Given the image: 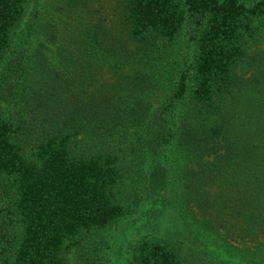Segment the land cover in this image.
<instances>
[{
  "label": "trees",
  "instance_id": "1",
  "mask_svg": "<svg viewBox=\"0 0 264 264\" xmlns=\"http://www.w3.org/2000/svg\"><path fill=\"white\" fill-rule=\"evenodd\" d=\"M66 4L40 23L50 30L53 65L41 48L25 51L41 17L36 0H0V69L19 66L13 82L0 79L19 104L11 111L10 92L0 98V185L10 199L0 211L17 225L11 243L0 245V264H70L84 238L112 228L141 200L153 141L174 142L187 157L181 216L222 244L218 229L230 227L209 210L208 186L229 172L252 186L231 203L242 217L229 224L240 237L264 236V102L248 94L264 87V52L248 54L264 26V0ZM125 264L199 263L177 240L148 233Z\"/></svg>",
  "mask_w": 264,
  "mask_h": 264
},
{
  "label": "rangeland",
  "instance_id": "2",
  "mask_svg": "<svg viewBox=\"0 0 264 264\" xmlns=\"http://www.w3.org/2000/svg\"><path fill=\"white\" fill-rule=\"evenodd\" d=\"M67 1L36 0L41 17L34 24V32L25 47L27 53L41 48L48 58V62L57 65V58L53 52L55 47L52 42L47 41L50 30L45 31L42 28L43 24L40 23L49 21L54 14L60 15V8H67ZM79 7L81 6L78 5V9ZM33 19L31 13L26 15L22 22V32L30 26ZM53 24L50 22L51 26ZM248 42L249 55L264 52V26L258 31L257 37ZM18 69L19 66L15 62L11 66H3L0 69V79L2 75L13 82L16 78L13 72ZM252 70H254L253 67L244 75H249ZM261 90H264V87L248 92L256 99V101L252 100L254 103L264 102V91ZM9 92V102L11 101L9 109L13 111L19 107V104L16 101L13 103L15 99L10 96L11 87L7 92V85H2L0 80V98ZM160 111L159 102L154 100L152 129L156 138L163 129L161 128ZM255 157H262V155L258 152ZM250 158L252 157L248 155L244 162L249 161ZM186 159L184 152L179 150L174 142L158 145L156 141H153L147 145L143 165L146 177L145 185L143 182H141L143 185L140 184L144 191L141 200L123 220L112 228L95 231L90 239L84 238L83 247L78 252L68 255L70 264H125L137 240L148 233L177 240L186 253H190L199 264H263L264 236L257 233L253 235L254 238L240 237L237 225L229 224L235 223L242 217L236 206L229 209L232 206L231 203L241 202L242 195H248L252 189L251 185L247 188V185H244L241 180L232 178L229 172L214 178L208 186V198L211 204L209 210L214 217L223 216L226 218L228 222L222 220L223 226L230 227L229 232H226L223 227L218 229V236L224 239L222 244H219V241H213L212 238L217 236L209 233V229L199 228L198 223L194 222L192 217L180 215L177 203L180 190L178 178L181 170L187 164ZM242 180L244 181V179ZM234 195L236 198L232 199ZM9 205V194H3L0 185V210ZM8 217H11L13 223L8 221ZM196 217L200 218L198 213H196ZM16 231L17 225L14 223L13 216L8 214L7 209L0 211V245L6 246L11 243L10 240ZM87 244H90L92 249H89ZM85 245L87 246L85 247ZM86 255L90 257V260H86L84 257ZM92 255L94 256L92 257Z\"/></svg>",
  "mask_w": 264,
  "mask_h": 264
}]
</instances>
